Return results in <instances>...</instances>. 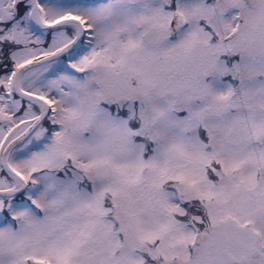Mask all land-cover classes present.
I'll use <instances>...</instances> for the list:
<instances>
[{"label": "snow or ice", "instance_id": "snow-or-ice-1", "mask_svg": "<svg viewBox=\"0 0 264 264\" xmlns=\"http://www.w3.org/2000/svg\"><path fill=\"white\" fill-rule=\"evenodd\" d=\"M0 264H264V0H0Z\"/></svg>", "mask_w": 264, "mask_h": 264}]
</instances>
